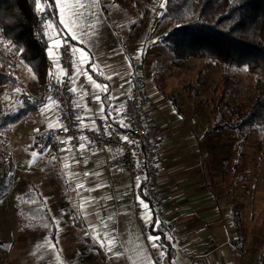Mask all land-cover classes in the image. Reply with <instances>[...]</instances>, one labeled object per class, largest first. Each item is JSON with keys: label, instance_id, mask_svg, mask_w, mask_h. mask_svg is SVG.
<instances>
[{"label": "crops", "instance_id": "0c3cea01", "mask_svg": "<svg viewBox=\"0 0 264 264\" xmlns=\"http://www.w3.org/2000/svg\"><path fill=\"white\" fill-rule=\"evenodd\" d=\"M55 1L59 23L77 42L72 86L81 125L91 126L97 117L109 116L125 127V98L134 69L132 60L140 59L142 51L139 53L135 47L130 52L122 40L117 43L116 37L111 34L108 37L111 30L105 20L99 22L104 29L103 38L99 39L97 32L94 38L90 35L88 40L84 39L80 32L70 28L68 14L84 10L96 16V6L81 5L80 0ZM111 38L113 40H109ZM57 43L58 38H55L49 50L54 76L59 74ZM149 77L145 76L144 95L158 130L157 194L164 215L161 222L168 228L172 252H165L160 237L150 232L156 218L152 206L142 197L143 179L118 168L114 163V150H98L85 141L80 157H73L67 149H58L56 155L69 188L68 201L62 200L65 205L76 207L86 222L87 229L79 238L90 234L101 247L106 261L95 259V264H153L157 258L164 259L166 264H244L241 262L244 249L240 246V223H236L232 214L234 207L242 209L244 204L243 192L239 191L242 186L237 177L233 182L229 180L226 171L231 172L232 165L229 167L228 161H222L223 155L218 157L216 149L203 144L207 137L214 135L209 134L213 112L211 120L201 113L202 109L211 108L210 105L197 109V104L187 95L180 104L164 96ZM88 94L98 98L94 107L85 103ZM39 123L41 130L36 133L59 125L58 105L54 100L49 99L42 106ZM229 131L225 133L228 135ZM42 158L43 164L37 167L35 176L47 173L48 182L51 180L52 188H57L53 167L44 164L47 157ZM236 158L235 154L233 161L236 162ZM238 161L237 169L241 167V160ZM254 187L255 184L252 189ZM252 189L243 191L252 192ZM58 195L61 197L59 191ZM141 220L149 224L147 230L141 227ZM71 221L67 218L61 230H73ZM77 243L80 249L87 246L82 239ZM72 246L74 242L68 249L64 248L69 250ZM81 264L88 262L84 260Z\"/></svg>", "mask_w": 264, "mask_h": 264}, {"label": "trees", "instance_id": "16d2710c", "mask_svg": "<svg viewBox=\"0 0 264 264\" xmlns=\"http://www.w3.org/2000/svg\"><path fill=\"white\" fill-rule=\"evenodd\" d=\"M163 3L164 9L161 8ZM101 6L107 14L108 9L102 2ZM116 9L147 14L149 18L141 57L132 60L134 69H140L144 76L147 75L146 67L149 63L153 76H164L169 74L166 69L170 66L180 67L183 62L196 58L205 59L208 64L215 62L216 65L246 68L252 76L248 94L240 96L236 80L227 73L211 85L214 96L209 105H212L213 123L209 126V134L227 129L235 132L237 141L233 150L237 158L244 154L243 146L252 131L258 130L264 134V0H112V11ZM50 18L57 29L53 36L48 32L47 21ZM160 29L166 31L156 37ZM61 36L74 46L77 44L59 23L55 0H0V199L9 195L15 187L13 172L17 163L4 133L22 121L39 123L42 106L50 99L46 87L54 77V62L49 50L52 41ZM155 37L152 44L166 46V51L171 55L167 66L162 59L155 58L156 55L150 61L153 53L151 40ZM164 71L166 73L163 75ZM26 77L32 79L40 90L32 93L28 89ZM203 84V70L198 73L195 81L181 83V91L192 103L197 104V109L205 105L198 101ZM17 93L19 105L14 106ZM178 95L180 93L172 98L177 100ZM115 124L120 126L117 122ZM32 132L34 142L26 149L40 157H47L44 164L53 167L57 189L61 198L68 201L69 188L60 172L56 156L59 148L54 144L50 130ZM227 164L233 167L240 162ZM40 175L48 178L47 173H38L37 181L18 196L16 207L22 226L45 232L46 238L55 248L54 263L56 257H64L66 264H81L84 260L88 264H95V259L105 262L104 252L90 234L79 238L87 229L82 213L76 207L66 204L62 210L63 216H59L51 202L48 204L49 199L45 195ZM141 194L146 199L144 182ZM232 214L237 224L244 217V211L239 207H234ZM65 218L72 220L73 230H61ZM150 232L160 237L162 249L170 254L172 249L167 226L163 222L154 224ZM61 236L74 242V246L65 249ZM80 239L87 245L82 249L77 243Z\"/></svg>", "mask_w": 264, "mask_h": 264}, {"label": "rangeland", "instance_id": "374dc122", "mask_svg": "<svg viewBox=\"0 0 264 264\" xmlns=\"http://www.w3.org/2000/svg\"><path fill=\"white\" fill-rule=\"evenodd\" d=\"M80 2L81 5L96 6V16L84 10L69 13L71 29L73 28L77 32H80L81 37L87 40L90 35L94 38V33L98 32L100 35L98 38L100 39L103 38L101 32L104 29L99 25V22L100 20H105L111 30L107 33L108 37L110 34L116 37L117 43H119L118 40H122L130 52L133 51L132 49L135 50V47L139 53L141 52V46L146 42L145 38L149 27L147 14L140 15L122 9L112 11V0H80ZM101 2L108 9L107 14H105ZM107 17L110 18V21ZM76 18L79 19L77 20ZM47 25L49 35L53 36L56 28L52 18L48 19ZM165 29L167 28L165 27ZM165 29H160L156 37L166 31ZM156 37L151 40V44L156 40ZM150 47L153 52L150 56V61L156 55L155 58L162 59L167 66L171 55L166 51V46L154 43ZM149 64L146 68L152 84L158 87L164 96L172 98L177 93H180L179 98L176 97L177 102L180 104L186 99V94L181 91V83L188 80L195 81L198 73L202 70L204 84L200 89V100L198 99L202 104H212L210 100L214 94L210 87L220 81L222 74L225 73L236 80L240 96L247 93L249 88L251 89L252 76L246 68L238 69L226 64L216 65L215 62L208 64L205 59L196 58L183 62L180 67L171 68L170 66V68L166 69L169 74L164 71L163 75L166 73L164 76H153ZM25 81L32 93L40 90L39 86L33 83L32 79L26 77ZM18 95L19 93H17L14 99L16 103L14 106L19 105L16 99ZM210 107L207 110L202 109L201 112L209 120H211L212 105ZM39 128V123L34 124L32 121L25 123L22 121L19 124L12 125L4 133L7 136V141L10 143L9 145L13 149L17 166L13 172L15 187L9 195L0 199V264H66L64 257H60V259L56 257V263H54L53 255L55 248L46 238L45 232L39 229L24 228L22 220L17 214L16 203L18 196L26 187L37 181L36 177L38 175L35 176V171H37L38 166L43 164L42 157L26 149L34 142V133L32 131L38 132L41 130ZM228 130L214 133V135L207 137L203 144L204 147L209 149H216L218 157L223 155L222 161L226 160V162L235 163L233 161V157L235 156L233 148L237 137L235 132L232 131H229L227 135L225 131L227 132ZM243 152L242 156L236 158V161L241 160V167L237 169V167L233 166L231 172L230 170L226 172L229 173V180L233 182L234 178L237 177V181L242 186L239 191L243 192L242 198L244 204L241 206L246 211V215H244L243 220L240 222L239 232L241 236L240 246L244 249L241 262L245 264L253 262L264 251V134L258 130L252 131L248 135V141L243 146ZM42 175H40L39 179L43 180L41 184L45 190L46 197L49 199L48 204L51 202V206L56 213L59 216H63L62 210L65 202L59 197L57 188H52L53 182L51 180L48 182L49 178ZM254 184L256 188L252 189ZM244 188L248 190L252 189V192L243 191ZM250 202L254 204L250 206ZM61 239L63 246L68 249L71 241L67 240L64 236L63 238L61 236ZM61 252L63 253V250Z\"/></svg>", "mask_w": 264, "mask_h": 264}, {"label": "built area", "instance_id": "2783aa9c", "mask_svg": "<svg viewBox=\"0 0 264 264\" xmlns=\"http://www.w3.org/2000/svg\"><path fill=\"white\" fill-rule=\"evenodd\" d=\"M57 46L59 74L46 87V93L58 105L59 125L50 129L54 144L59 149L69 150L73 157H80L84 141L98 150H114L115 165L129 172L132 177L143 179L146 200L152 206L156 218L154 223H160L164 215L157 194V170L160 164L157 157L158 130L144 95L145 76L140 69H133L131 73L130 87L125 98V127L117 126L107 116H99L91 126H83L78 119L72 86L75 46L64 36L58 38ZM85 103L94 107L98 98L88 94ZM140 224L145 230L149 228L144 220ZM153 264L166 262L157 258ZM250 264H264V251Z\"/></svg>", "mask_w": 264, "mask_h": 264}, {"label": "water", "instance_id": "95a60500", "mask_svg": "<svg viewBox=\"0 0 264 264\" xmlns=\"http://www.w3.org/2000/svg\"><path fill=\"white\" fill-rule=\"evenodd\" d=\"M164 7H165V3L162 4L161 8L164 9ZM161 14H162V10L159 12V16H161Z\"/></svg>", "mask_w": 264, "mask_h": 264}, {"label": "snow or ice", "instance_id": "6c2138e0", "mask_svg": "<svg viewBox=\"0 0 264 264\" xmlns=\"http://www.w3.org/2000/svg\"><path fill=\"white\" fill-rule=\"evenodd\" d=\"M69 52L71 53V49H69ZM125 139H127V137H125Z\"/></svg>", "mask_w": 264, "mask_h": 264}]
</instances>
